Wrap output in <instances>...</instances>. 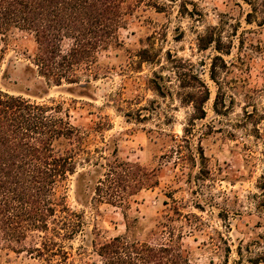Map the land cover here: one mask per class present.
Returning a JSON list of instances; mask_svg holds the SVG:
<instances>
[{
	"label": "rangeland",
	"instance_id": "rangeland-1",
	"mask_svg": "<svg viewBox=\"0 0 264 264\" xmlns=\"http://www.w3.org/2000/svg\"><path fill=\"white\" fill-rule=\"evenodd\" d=\"M122 11L114 39L94 50L89 67H73L79 83L40 76L32 33L0 36V92L59 106L83 143L63 139L56 149L92 157L77 159V173L57 189L84 219L63 244L66 264H102L98 248L126 234L124 214L138 218L140 240L173 238L191 264H264V0H125ZM208 34L221 51L199 48ZM73 44L64 39L62 55ZM202 84L209 99L199 119L191 100L204 98ZM100 156L137 164L139 179L157 185L132 195L126 167L124 201L100 202L95 182L108 179L93 166ZM37 234L20 253L0 242V264L61 262L27 252L42 241Z\"/></svg>",
	"mask_w": 264,
	"mask_h": 264
},
{
	"label": "trees",
	"instance_id": "trees-1",
	"mask_svg": "<svg viewBox=\"0 0 264 264\" xmlns=\"http://www.w3.org/2000/svg\"><path fill=\"white\" fill-rule=\"evenodd\" d=\"M124 3L125 0H0V36L15 29L32 33L38 45L35 65L40 76L55 85H62L63 80L79 83L77 75L72 73L73 67L82 64L89 67L94 50L114 39L121 27ZM64 39L74 42L67 55L61 51ZM199 42L202 50L213 44L217 51L222 50L214 34L202 36ZM210 76L217 82L216 64L212 65ZM192 77L197 79L193 73ZM202 86L204 98L199 102L191 100L195 110L202 113L199 119L205 118L203 105L209 99L207 86ZM59 114V106L38 104L0 92V242L20 253L31 234L38 233L35 237L42 241L27 252L42 258L59 257L61 262L56 264H66L69 254L63 244L83 230L84 219L69 207L67 195L59 194L57 189L77 173V159L90 163L92 157L79 147L64 153L56 149L55 144L63 139L71 146L83 143L80 130L67 115L65 118ZM85 153L88 156L82 158ZM93 166L107 170L106 190L102 178L95 182L94 190L100 202L117 205L124 201L118 188L125 182L126 167L134 183L132 195L157 185V180L139 179L137 164L118 159L108 162L100 156ZM94 172L99 170L95 168ZM87 174L78 175V188ZM124 217L126 234L98 248L102 264H191L182 245L173 238L168 242L162 237L142 241L135 233L138 218L131 222L127 214Z\"/></svg>",
	"mask_w": 264,
	"mask_h": 264
}]
</instances>
